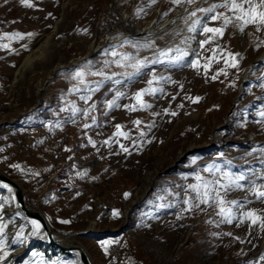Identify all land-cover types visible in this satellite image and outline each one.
<instances>
[{"label":"rangeland","instance_id":"obj_1","mask_svg":"<svg viewBox=\"0 0 264 264\" xmlns=\"http://www.w3.org/2000/svg\"><path fill=\"white\" fill-rule=\"evenodd\" d=\"M222 2L27 0L29 7L0 0V170L23 183L54 233L75 234L68 239L85 246L94 264H264L261 221L243 217L252 211L264 218V198L255 194L264 191V26L240 31L233 13L219 8L232 23L222 37L204 32L205 24L222 27L223 20L197 9ZM124 13L134 31L156 19L177 25L136 38L120 26ZM48 36L44 58L15 80L23 58ZM181 53L187 55L175 62ZM138 60L145 62L141 74L129 75ZM146 89L156 90L142 94L150 107L136 99ZM31 177H40L38 189ZM190 185H199V194ZM2 193L0 264H13L37 224L0 184ZM37 239L17 264H82L75 255L62 263L65 254L42 253L45 239ZM115 242L117 254L110 252Z\"/></svg>","mask_w":264,"mask_h":264},{"label":"snow or ice","instance_id":"obj_2","mask_svg":"<svg viewBox=\"0 0 264 264\" xmlns=\"http://www.w3.org/2000/svg\"><path fill=\"white\" fill-rule=\"evenodd\" d=\"M22 3H25L26 6L31 7L32 5L27 3V0H21ZM155 2V0H153V3ZM182 2H186L188 4H192L194 2V0H172L173 4H180ZM219 8H224L227 9L229 12L233 13V16L235 18V20L240 21V31H243L245 27H247L248 25H255L257 26V30H259V26H264V0H223L222 3H218V4H213L208 8H199L197 9V11L203 12L205 14L208 13H213V15H211L210 19L212 21H217V20H223V26L222 27H208L206 24L204 26V32L206 33H212L214 35H218V36H223L224 35V30L225 28L232 23L233 17L226 15L225 13L219 12L217 11V9ZM191 16H195L196 12H192L190 13ZM200 21L197 20L194 22L193 27L189 29V31H195V25L199 24ZM14 36H17L19 38H23L22 34L19 33H15L13 34ZM29 36H31L32 34L29 33ZM208 41H204L202 43H207ZM3 47H7V45H2ZM150 45L145 44L143 45V47H149ZM113 55H115V53H113ZM187 53H181V55L177 56L175 58V62H179L182 61L184 56H186ZM230 56V66L235 68L237 67V61H236V57L232 56V54H229ZM125 59H130L129 57H125ZM158 61H153V63H156ZM119 63V62H117ZM192 66H196V61H192ZM131 67H133L135 69V71L132 74L129 75H140L142 69L145 67V62L144 61H136L135 64H132ZM94 75H101L103 76L104 74L101 73H93ZM83 77V73L81 72H76L74 78H82ZM106 79H111L110 77H106ZM155 79V77H154ZM116 83H120V81H115ZM152 81H149V84H151ZM264 86V85H262ZM94 91V90H93ZM144 91H149V92H155L156 90L154 89H146V90H142L141 92H138L136 94V99L137 102L140 103L143 107H150V105H147L143 102L142 100V94ZM122 93H117V99L122 96ZM91 97H82V99L88 100ZM116 105V99L109 101L108 102V107L111 108L112 106ZM94 107V105H93ZM128 107V106H125ZM74 111H79V109H74ZM85 115H87L88 113L85 112ZM261 116H264V111H262L260 113ZM136 123H139V121H137ZM87 127V125H86ZM117 131L118 134L120 135H126L123 132H120V125H117ZM123 148V146H121ZM124 151H127L126 148L123 149ZM18 167V166H17ZM226 177L229 178V181L231 182V178L229 176V174H225ZM197 179L199 180L200 177L197 176ZM238 180L243 179V177H238ZM237 187H240L239 184L236 185ZM190 187L193 188L194 191H197V193L199 194V185H190ZM205 189H207V184L204 185ZM222 187H224L225 189H227L228 185H222ZM256 196L257 198H264V191H260V190H256ZM127 195V194H126ZM208 191H205L203 193V198L201 200L202 203H207L208 202ZM217 202L220 205V214L222 216H224V219L228 222L231 223L232 220L235 218L234 215L231 212V209L228 208L226 209L225 207H223L224 205V200L223 198H221L219 196V193H217L216 196ZM185 203H187V201H185ZM233 204H235L236 202L233 201ZM243 217L250 220L252 224H256L257 221H261V228H264V218L258 217L256 216V214L252 211H248L243 213ZM62 223H68V221H61ZM35 223V222H33ZM36 227L38 228L39 225H36ZM111 243V241H107L104 242L101 246L105 248V251H107V247L106 245ZM262 259H264V257H262Z\"/></svg>","mask_w":264,"mask_h":264},{"label":"bare ground","instance_id":"obj_3","mask_svg":"<svg viewBox=\"0 0 264 264\" xmlns=\"http://www.w3.org/2000/svg\"><path fill=\"white\" fill-rule=\"evenodd\" d=\"M128 14L127 13H124L121 20H120V26L121 27H126L128 29V33H129V36H142V37H145V35H150V36H155V35H160L162 33H164L165 31L173 28L174 26L177 25V22L176 20H173V19H167L166 21L160 23L157 25V22L159 21V19H156L155 21H151L149 23V25L145 28H141V29H137V31H134V28L130 25V19H129V16H127ZM111 42H115V40H112ZM51 36H48L45 40H43L31 53L27 54L21 64L18 66L17 68V72H16V78L15 80H18V77L19 75L22 76L24 74V72L30 68H32V65L37 61V60H40V59H43L44 56L46 55V53L48 52V48L50 47L51 45ZM110 43V42H109ZM195 39H191V44L193 46H195ZM98 47L99 46H94L92 48V51L93 52H96L98 50ZM254 66V65H253ZM252 66V67H253ZM249 67L247 68L246 72H245V75L244 77L246 76H249L250 73L248 71ZM38 87L42 88L43 89L45 88L44 87V81H39V84H38ZM41 103H39L40 105ZM42 105V104H41ZM19 115V114H18ZM15 120V118L13 119ZM61 133V132H60ZM218 138V137H217ZM217 138H214L215 140H217ZM2 171V170H0ZM3 172V171H2ZM79 177H82L81 175H79ZM86 180V179H85ZM101 180V179H100ZM15 181L17 182V184L20 186L21 190H24V193H25V202H26V206L28 209H31V210H36L35 207H33L32 205H30L29 203V199L28 197L26 196V190H25V187L22 185V183L15 179ZM77 181V180H76ZM78 182H82L81 178L78 179ZM75 184V183H74ZM5 189L8 191V192H11L13 190H15L12 186L10 185H4ZM70 190V189H69ZM106 211H113V207L112 206H107V208L105 209ZM107 215H111V214H107ZM37 225H39L38 223H36ZM49 224V223H48ZM50 225V224H49ZM51 227V226H50ZM52 229V228H51ZM52 234H54V238L58 239L60 242L66 244V245H71V246H75V247H79L80 249L84 250L86 252V254L88 255V257L90 258V253L88 252V250L85 248V246H82V245H79V244H75L73 240V242H71L70 239H68L69 236H75V234H69V235H59L54 233V231H51ZM36 238H42L43 240L47 239V236L44 232V230L42 229V227L39 225V227L37 228V233H36ZM113 245H118V243H113ZM119 250H120V247H119ZM22 251H20L19 253H21ZM91 260V263L94 264V262L92 261V259L90 258Z\"/></svg>","mask_w":264,"mask_h":264},{"label":"water","instance_id":"obj_4","mask_svg":"<svg viewBox=\"0 0 264 264\" xmlns=\"http://www.w3.org/2000/svg\"><path fill=\"white\" fill-rule=\"evenodd\" d=\"M137 37H140V36H137ZM127 39H128V37H127ZM263 58H264V53L261 56V59H263ZM252 69H253L252 66L249 67V69H248L249 73L252 71ZM248 77L249 76L243 77V80L241 83V89H243L246 82L248 81ZM0 184L1 185H10L15 189L12 191V195H14V197L16 199L17 210H19L21 212V214L26 219L33 220L35 223H38L42 227V229L44 230V232L47 236V239L43 241L45 244L52 245L54 247H57L59 250L65 252V253H70V254L77 256V258L81 261L82 264H92L90 258L88 257V255L86 254V252L84 250L80 249L79 247L66 245V244L60 242L58 239L54 238V234H52L51 227L48 224L47 216L40 210H37V209L31 210V209L27 208L26 202H25L24 190H21L20 186L17 184V182L15 181L14 178H11L10 176L5 174L4 172L0 171ZM37 240L38 239L36 237H34V235H33L30 238L27 245L23 248L24 249L23 252L16 257L13 264H17V262L20 259H22L26 255H28V253L30 252L34 243Z\"/></svg>","mask_w":264,"mask_h":264},{"label":"crops","instance_id":"obj_5","mask_svg":"<svg viewBox=\"0 0 264 264\" xmlns=\"http://www.w3.org/2000/svg\"><path fill=\"white\" fill-rule=\"evenodd\" d=\"M27 180H28V178H27ZM40 180V177H31V180L29 179L28 181H32V183H33V185H35L34 187L36 188V189H38L39 187H40V184H39V182H41V181H39ZM20 181V180H19ZM22 183V182H21ZM25 184V183H24ZM22 185H23V183H22ZM27 185V184H26ZM24 186V185H23ZM25 187V186H24ZM0 199L1 200H3L4 199V196H3V193L0 195ZM29 199V198H28ZM35 204V203H34ZM5 207L0 211V216L3 214V213H5ZM2 217H0V219H1ZM22 220H24V219H22ZM22 220L21 221H19V223H21L22 222ZM30 228V225H27L26 226V231L28 230ZM73 236V235H72ZM70 238H71V236H69ZM41 252L42 253H44V254H47V255H51V253H52V255L54 254V256H56L55 254H57V253H55V252H53V250L52 249H49V248H47L46 247V244L45 245H43L42 246V248H41ZM71 255L72 254H65V256L63 257H60L59 258V260L63 263L64 261H66V262H71L72 260H71Z\"/></svg>","mask_w":264,"mask_h":264},{"label":"built area","instance_id":"obj_6","mask_svg":"<svg viewBox=\"0 0 264 264\" xmlns=\"http://www.w3.org/2000/svg\"><path fill=\"white\" fill-rule=\"evenodd\" d=\"M82 186L78 185L76 183V191L77 192H83V189H81ZM107 214H113V211H106ZM119 247H120V244L118 245H112V247L110 248V252H112L113 254H117L119 252Z\"/></svg>","mask_w":264,"mask_h":264},{"label":"trees","instance_id":"obj_7","mask_svg":"<svg viewBox=\"0 0 264 264\" xmlns=\"http://www.w3.org/2000/svg\"><path fill=\"white\" fill-rule=\"evenodd\" d=\"M46 247L49 248V249H52L53 252H55V253H56V252H60L61 254H69V253H65V252L59 250L57 247H54V246L49 245V244H47Z\"/></svg>","mask_w":264,"mask_h":264}]
</instances>
